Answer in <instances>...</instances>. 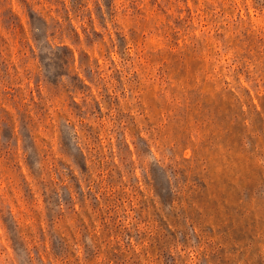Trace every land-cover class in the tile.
Returning <instances> with one entry per match:
<instances>
[{"label": "rangeland", "instance_id": "obj_1", "mask_svg": "<svg viewBox=\"0 0 264 264\" xmlns=\"http://www.w3.org/2000/svg\"><path fill=\"white\" fill-rule=\"evenodd\" d=\"M0 264H264V0H0Z\"/></svg>", "mask_w": 264, "mask_h": 264}]
</instances>
